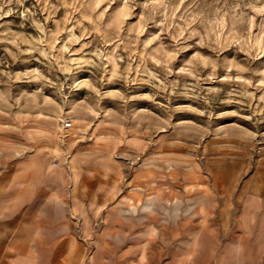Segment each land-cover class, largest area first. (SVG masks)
<instances>
[{
    "label": "rangeland",
    "instance_id": "rangeland-1",
    "mask_svg": "<svg viewBox=\"0 0 264 264\" xmlns=\"http://www.w3.org/2000/svg\"><path fill=\"white\" fill-rule=\"evenodd\" d=\"M0 264H264V0H0Z\"/></svg>",
    "mask_w": 264,
    "mask_h": 264
},
{
    "label": "crops",
    "instance_id": "crops-1",
    "mask_svg": "<svg viewBox=\"0 0 264 264\" xmlns=\"http://www.w3.org/2000/svg\"><path fill=\"white\" fill-rule=\"evenodd\" d=\"M232 258H233V259H238L239 256H238V254H235Z\"/></svg>",
    "mask_w": 264,
    "mask_h": 264
},
{
    "label": "built area",
    "instance_id": "built-area-1",
    "mask_svg": "<svg viewBox=\"0 0 264 264\" xmlns=\"http://www.w3.org/2000/svg\"><path fill=\"white\" fill-rule=\"evenodd\" d=\"M71 125V122L70 121H67L66 122V126H70Z\"/></svg>",
    "mask_w": 264,
    "mask_h": 264
}]
</instances>
